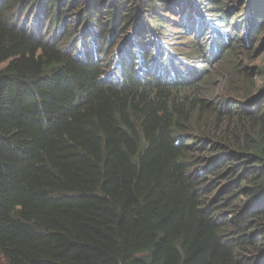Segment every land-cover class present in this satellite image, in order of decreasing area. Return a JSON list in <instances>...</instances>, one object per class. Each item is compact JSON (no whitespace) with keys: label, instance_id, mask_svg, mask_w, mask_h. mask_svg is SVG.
<instances>
[{"label":"trees","instance_id":"trees-1","mask_svg":"<svg viewBox=\"0 0 264 264\" xmlns=\"http://www.w3.org/2000/svg\"><path fill=\"white\" fill-rule=\"evenodd\" d=\"M189 1L0 0L7 264H264V74L217 108L219 140L205 134L209 69L193 63L224 39L192 41L187 64L162 41L164 14ZM198 2L228 21L223 0ZM248 9L250 41L264 0Z\"/></svg>","mask_w":264,"mask_h":264},{"label":"rangeland","instance_id":"rangeland-1","mask_svg":"<svg viewBox=\"0 0 264 264\" xmlns=\"http://www.w3.org/2000/svg\"><path fill=\"white\" fill-rule=\"evenodd\" d=\"M194 2L200 8L198 12L194 11L195 5L190 0L189 2L183 3L180 6L181 8L176 7L177 10H182V12L170 10L168 14H164L168 18L164 20V28L161 29L163 30V34H167V36H165V40H162V37H160V40L168 43V46L171 45L172 50L179 51L180 56L178 57L181 58V62L187 64V59L194 50L192 41L203 45V48H210L213 43L212 39L218 38L217 34L220 33L221 29L228 32L229 40L227 42L224 40L221 43L223 48L227 47L226 49L211 58L208 56L210 58L209 63L202 62L200 59H195L196 63H193L196 67H206L209 69V74L206 75L209 96H203L206 99L205 109L201 111L196 109V112L200 115L201 125H204V128H202L205 134H214L215 140H219V136L225 133L227 126L225 125V120L222 121L221 118H218L216 113L217 108L222 113V109L220 108L225 100L229 101L231 105L245 100L250 94H246L247 92L244 87L246 83L245 78H247L248 84H255L260 82V76L264 74V22L259 25V28L255 29L256 37L248 42H244L246 28L242 24V18L246 15V9L250 0H223L225 14L222 13L221 17H227V22H224L223 18L214 19L217 18L214 15L217 14L219 9L210 8L205 11L201 5L202 1L198 2V0H194ZM210 21L213 23L209 26L208 23ZM234 24H237L238 27L233 26ZM202 25L203 28H200ZM214 26H217L218 29L212 30ZM47 32L48 30L45 29L42 33L46 34ZM236 36L238 38L232 41ZM229 43L233 44L231 46H224ZM213 51L218 52L219 48H214ZM199 56L192 55V57ZM4 65L5 63H1L0 68ZM184 72V70H181L182 77L185 75ZM188 127L189 130H187V133L193 132L199 134L201 132L195 125L190 124ZM199 137L204 136L201 135ZM200 144L198 143V145ZM199 147H203V145ZM207 157L206 150L196 148L193 152V163L198 165L201 161H205ZM222 183V178L212 179L206 182L207 189L213 186L219 187ZM210 193L211 196H214V191ZM215 210L218 213L224 212L222 205L215 208ZM0 264H7L1 253Z\"/></svg>","mask_w":264,"mask_h":264},{"label":"clouds","instance_id":"clouds-1","mask_svg":"<svg viewBox=\"0 0 264 264\" xmlns=\"http://www.w3.org/2000/svg\"><path fill=\"white\" fill-rule=\"evenodd\" d=\"M248 6H249V4H248ZM248 6H247V9H246V15H248L249 13H250V10L248 9ZM212 23L213 22H211L210 24H208V25H212ZM234 25H236V24H234ZM233 25V26H234ZM221 26V25H220ZM215 29H218V27L217 26H214V27H212V30H215ZM250 33V32H249ZM219 35L221 34V36L223 37V39L227 42V39H228V32H226V30H224V29H221L220 30V33H218ZM218 34H217V36H218ZM238 37L236 36L235 37V39L234 40H232V41H235L236 39H237ZM223 40V41H224ZM229 40V39H228ZM243 41L244 42H248L249 40H248V36L246 35V29H245V36H244V39H243ZM221 45V44H220ZM224 46H227V45H224ZM221 47H223V46H221ZM227 48V47H226ZM223 49H225V47L223 48ZM220 50V49H219ZM227 100H225L224 102H223V104H222V107L221 108H223V109H225L226 108V105H224V103L226 102ZM246 100H243L242 102H240V103H238V104H243L244 102H245ZM238 104H232V105H238ZM231 105V104H230ZM220 108V109H221ZM207 164H208V161H204L203 162V165H205V166H207ZM202 167V166H201ZM202 170V168H200L199 170H198V172L199 171H201Z\"/></svg>","mask_w":264,"mask_h":264},{"label":"bare ground","instance_id":"bare-ground-1","mask_svg":"<svg viewBox=\"0 0 264 264\" xmlns=\"http://www.w3.org/2000/svg\"><path fill=\"white\" fill-rule=\"evenodd\" d=\"M211 23V21L208 23V24H210ZM210 26V25H209Z\"/></svg>","mask_w":264,"mask_h":264}]
</instances>
